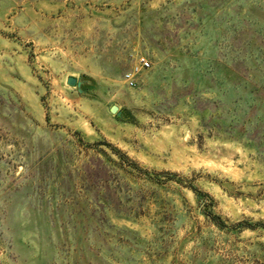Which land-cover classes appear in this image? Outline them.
I'll return each mask as SVG.
<instances>
[{
	"label": "rangeland",
	"instance_id": "374dc122",
	"mask_svg": "<svg viewBox=\"0 0 264 264\" xmlns=\"http://www.w3.org/2000/svg\"><path fill=\"white\" fill-rule=\"evenodd\" d=\"M0 264H264V0H0Z\"/></svg>",
	"mask_w": 264,
	"mask_h": 264
},
{
	"label": "built area",
	"instance_id": "2783aa9c",
	"mask_svg": "<svg viewBox=\"0 0 264 264\" xmlns=\"http://www.w3.org/2000/svg\"><path fill=\"white\" fill-rule=\"evenodd\" d=\"M151 61L144 55L138 56L137 62L125 72L124 80L129 87H137L144 72L151 67Z\"/></svg>",
	"mask_w": 264,
	"mask_h": 264
},
{
	"label": "water",
	"instance_id": "95a60500",
	"mask_svg": "<svg viewBox=\"0 0 264 264\" xmlns=\"http://www.w3.org/2000/svg\"><path fill=\"white\" fill-rule=\"evenodd\" d=\"M68 84L73 86H81V81H79L76 77L70 76L67 80ZM111 112L116 114H121V111L119 110V107L117 105H112L110 108Z\"/></svg>",
	"mask_w": 264,
	"mask_h": 264
},
{
	"label": "trees",
	"instance_id": "16d2710c",
	"mask_svg": "<svg viewBox=\"0 0 264 264\" xmlns=\"http://www.w3.org/2000/svg\"><path fill=\"white\" fill-rule=\"evenodd\" d=\"M110 145V144H109ZM113 150L116 152V153H119L120 154V151L116 148H113Z\"/></svg>",
	"mask_w": 264,
	"mask_h": 264
}]
</instances>
